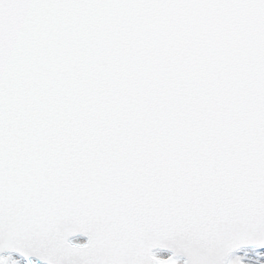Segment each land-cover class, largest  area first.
I'll return each instance as SVG.
<instances>
[{
    "label": "snow or ice",
    "instance_id": "6c2138e0",
    "mask_svg": "<svg viewBox=\"0 0 264 264\" xmlns=\"http://www.w3.org/2000/svg\"><path fill=\"white\" fill-rule=\"evenodd\" d=\"M0 264H264V0H0Z\"/></svg>",
    "mask_w": 264,
    "mask_h": 264
}]
</instances>
